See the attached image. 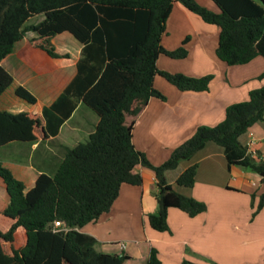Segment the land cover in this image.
Listing matches in <instances>:
<instances>
[{
    "label": "trees",
    "instance_id": "1",
    "mask_svg": "<svg viewBox=\"0 0 264 264\" xmlns=\"http://www.w3.org/2000/svg\"><path fill=\"white\" fill-rule=\"evenodd\" d=\"M176 1L219 28L215 53L226 65L264 58V0H211L217 13L195 0H0V63L28 32L41 44L38 52L19 57L36 74L52 71V60L68 58L56 52L54 37L68 33L82 45L76 75L50 106L36 114L0 110V148L43 143L56 136L80 103L97 117L88 139L66 148L54 174H40L28 191L0 163V180L8 196L7 204L0 200V264L126 263L129 256L96 251L95 239L78 230L111 211L122 185H142L137 166L151 170L156 179L157 211L146 216L152 230L169 232L171 208L190 218L204 213L206 205L178 193L166 182L165 173L190 160L207 143L223 149L228 168L248 170L264 185V162L239 142L253 125L264 121V86L250 91L246 101L229 105L219 124L198 127L159 166L152 165L132 144L134 123L149 100H165L153 87L156 75L179 91L196 93L208 91L213 79V75L173 74L156 66L160 55L181 60L188 54L187 40L172 51L160 45ZM37 16L43 19L27 25ZM257 79L264 80V73ZM12 82L0 65V97ZM14 95L29 105L36 103L22 86L15 88ZM196 170L197 165L185 169L175 185L192 188ZM263 206L264 192L252 204V219ZM54 221L63 222L69 230L53 233ZM144 264H162L155 249H150Z\"/></svg>",
    "mask_w": 264,
    "mask_h": 264
},
{
    "label": "crops",
    "instance_id": "2",
    "mask_svg": "<svg viewBox=\"0 0 264 264\" xmlns=\"http://www.w3.org/2000/svg\"><path fill=\"white\" fill-rule=\"evenodd\" d=\"M195 1L212 12H218L211 0ZM219 32L217 26L203 22L179 2L173 3L160 45L172 51L187 40L188 54L181 60L160 55L157 68L194 78L213 75V79L208 91L196 93L179 91L161 76L154 77L153 87L165 100L151 98L132 130L134 148L154 166L164 163L198 127L219 124L229 105L246 101L250 91L264 86V80L257 79L264 73V58L258 56L238 66H228L217 58ZM57 37L63 43L56 44ZM52 44L59 55H68V58L52 60L55 67L48 73H34L14 54L17 43L12 53L0 63L9 73L11 70L2 63L14 56L17 61L13 73L16 80L10 74L13 79L10 91L22 86L36 98L34 105L26 103L31 111L21 112L40 113L56 100L76 75L82 45L68 33L54 37ZM7 90L4 96L10 93ZM85 109L90 111L78 104L58 134L43 143L10 144L0 148L1 159L9 160L2 165L23 183L25 191L34 186L40 174H48L46 170L49 168L56 170L66 148L71 149L88 139L97 117L92 112L96 117L93 118ZM239 142L264 162V121L253 125L240 136ZM22 148L23 153L20 152ZM192 165H197L194 186L190 189L176 186V178ZM176 169H180L176 174H173L175 170L165 173L166 182L181 195L204 203V213L190 218L171 208L167 216L169 232L152 230L146 216L157 211L153 196L156 179L151 170L137 166L135 171L141 175L142 185H122L111 211L78 231L95 239L94 248L98 252L129 256L130 260L124 264H144L151 248L157 251L162 264H182L183 261L191 264H264V206L256 217L252 219L251 216L252 204L255 206L258 196L264 192L260 178L237 166L228 168L223 149L214 143H207ZM252 195L255 196L253 200ZM0 200L8 203L1 180Z\"/></svg>",
    "mask_w": 264,
    "mask_h": 264
},
{
    "label": "rangeland",
    "instance_id": "3",
    "mask_svg": "<svg viewBox=\"0 0 264 264\" xmlns=\"http://www.w3.org/2000/svg\"><path fill=\"white\" fill-rule=\"evenodd\" d=\"M43 19L42 16H37V17H34L32 19H30L28 22H27V25H33V24H36L38 23L39 21H41ZM59 42H62V39H60V37L56 38L55 40V43L56 44H59ZM63 43V42H62ZM41 44V41H39L37 39V36L33 33V32H28L24 39H22L19 43H17L16 47H15V52L14 54H17V56H24V55H28V54H31V53H34V52H37L38 51V46ZM63 54V53H62ZM17 64V61L16 59L13 57L9 58V60H7V62H3L2 65L11 70L9 72V74L13 75L14 79L16 80L15 78V74L14 73V70L16 69V65ZM15 65V66H14ZM19 66H21L19 63H18ZM12 67V69H10ZM30 78H34L33 75H30L29 76ZM39 79H43V78H39ZM47 79L51 80L50 77H48ZM30 91V90H29ZM10 92L9 94H5V96L3 95L2 98H0V109H6V110H12L14 113H18V112H21V111H31V109H27L26 107V103H24L23 101H21L20 99H18L15 95H14V91H10V88L7 90V93ZM2 101H6L7 103H2ZM86 110V109H85ZM86 112H88L89 115H91L93 118H96L95 115L86 110ZM17 151V149L15 150ZM20 152H24V149L22 148V150L20 149ZM55 152V148L54 150L52 151L51 150V153L54 154ZM1 155V153H0ZM7 158V157H6ZM9 161L8 159H1V156H0V163L3 164V163H6L7 161ZM180 169H175V171H173V174H176V172H178ZM46 173H48L47 175H50L52 176L54 174V170H46ZM252 216V215H251Z\"/></svg>",
    "mask_w": 264,
    "mask_h": 264
},
{
    "label": "built area",
    "instance_id": "4",
    "mask_svg": "<svg viewBox=\"0 0 264 264\" xmlns=\"http://www.w3.org/2000/svg\"><path fill=\"white\" fill-rule=\"evenodd\" d=\"M248 153L251 154L252 156L254 155V153L250 150H248ZM69 229L66 227V225L63 222L60 221H54L51 224V231L53 233H65L67 232Z\"/></svg>",
    "mask_w": 264,
    "mask_h": 264
}]
</instances>
